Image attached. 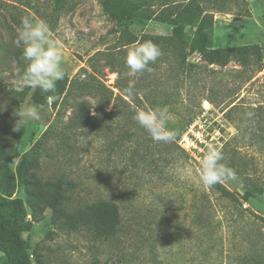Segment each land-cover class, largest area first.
Here are the masks:
<instances>
[{"label": "rangeland", "instance_id": "374dc122", "mask_svg": "<svg viewBox=\"0 0 264 264\" xmlns=\"http://www.w3.org/2000/svg\"><path fill=\"white\" fill-rule=\"evenodd\" d=\"M102 1L67 0L61 5L60 0H0V144L13 151V136L6 133L20 131L19 155L29 154L50 131L41 168L34 172L43 180L64 177L71 181L72 208L100 198L126 197L123 233L102 241L89 231L70 232L54 225L49 209L34 219L26 189L11 180L12 199L24 202L32 223L24 236L35 264H247L243 255L252 257L264 246V228L259 235L255 227L241 222L237 205L213 198L222 218L211 239L202 234L211 228L212 212L205 210L204 223L195 221L189 205L192 191L203 190L199 166L208 143L225 150L224 156L235 154L241 173L223 182L231 191L243 194V179L248 176L264 188V71L244 68L236 61L224 67L210 66L198 53L189 54L188 45L175 43L149 65L152 71L129 76L126 52L138 44L130 43L143 35L171 36L173 27L137 18L112 20L103 11ZM189 3L195 13L213 15L214 48L258 45L264 58V0H152L156 10ZM24 16L47 21L53 39L62 42L66 75L59 82L67 81L71 94L57 108L41 105V120L16 131L15 110L32 104L35 91L27 87L19 93L14 90L18 73L26 66L22 46L15 43ZM184 31L194 33L191 27ZM183 58L195 66L186 81L179 80L183 76L177 73ZM118 72L123 74L122 81L140 85L147 98L155 101V108L169 110L168 126L178 134L168 143L173 150L166 149L165 157L157 141L134 119L110 118L113 107L100 103L102 96L96 98L92 89L84 90L99 81L119 94ZM81 101L88 103L90 114L72 133L67 125L74 121ZM143 107L153 108L151 104ZM249 112L251 118L246 115ZM128 130L135 135L133 140L122 145V150H114L115 135ZM149 140L153 152L146 156ZM15 170L16 164H9L10 176H15ZM7 187L0 182V197L9 200L4 192ZM161 193L176 195L178 212L172 222L160 220V227L153 202ZM179 202L186 203L183 216ZM244 208L264 218V195ZM244 238L248 241L242 248ZM2 260L0 253V264Z\"/></svg>", "mask_w": 264, "mask_h": 264}, {"label": "trees", "instance_id": "16d2710c", "mask_svg": "<svg viewBox=\"0 0 264 264\" xmlns=\"http://www.w3.org/2000/svg\"><path fill=\"white\" fill-rule=\"evenodd\" d=\"M67 0H60V4L64 5ZM152 0H103V11L112 20L119 22H131L135 18L144 21H156L161 24H166L173 27L171 36L158 35H143L141 40L132 41L130 44L142 43L144 41H152L157 44L161 51L165 53L167 47L178 43L188 45L189 54L198 53L201 60L212 66H227L232 61L238 62L244 68H251L257 72L264 71V58L262 51L258 45H238L227 48H214V18L213 15L202 12L195 13L191 8V3L188 5H176L174 7H165L163 9H153ZM186 27H191L194 30L192 35H188L184 30ZM195 67L193 64H186V58H183L181 64H178L177 73L183 76L181 81H186L189 69ZM118 85L116 89L120 92L115 94L110 91L103 83L96 81L95 83L87 84L84 90L92 89L94 96L101 99L99 102L104 105H111L112 112L110 118L127 117L133 120L134 114L140 107L145 104H151L155 108V101L148 99V95L144 89L137 84H134V97H128L124 93L129 85V82L122 81L123 74L118 72ZM67 81L64 83L58 82L56 95L58 99L52 103L53 108H57L61 99H67L71 94L69 89L67 92ZM66 92V94H65ZM46 95L41 94L37 88L32 93L31 103L38 106L47 105ZM65 95V96H64ZM77 114L74 121L67 125V129L72 133L77 131L85 124L87 117L90 114L89 105L86 101L78 103ZM7 135L13 136L15 145L13 151L0 144V182L8 186L4 192L7 199L0 197V253L3 255L1 264H35L27 240L24 234L32 227V223L27 218L24 202L21 199H12L15 194V188L11 185V180L17 182V186L24 187L27 193V202L32 211L34 219L42 215L46 210L52 211V223L63 230L70 232L86 230L91 232L97 239L102 241H110L111 239L119 238L123 233V200L126 198H100L94 202H86L71 207L72 196L69 194L70 188H73L71 181H67L64 177L56 180H43L34 171L40 170V160L46 150L51 132L44 134V137L36 144L29 154L19 155L18 146L21 139V132L7 131ZM132 131L118 132L115 135L113 148L122 150V145L131 142L134 138ZM153 141L147 143V155L153 152ZM161 148V154L166 156V149L173 150L169 142L157 141ZM178 150L183 151L176 143H173ZM168 149V150H169ZM227 149V148H226ZM113 150V151H114ZM225 151V150H224ZM222 151V153L224 152ZM233 156H224V161L228 167L236 172L239 176L241 169ZM9 164H16L15 176H10L7 172ZM243 183L245 190L243 194L231 191L223 182L217 183L214 186L207 187L203 185V190L192 191V202L189 208L193 209L195 221L204 223V212L209 210L212 212L211 228L205 231L202 236L213 238L216 233L218 224L221 223L222 215L216 209L213 198L216 201H226L229 204L237 205L240 214V220L246 226L255 227L259 231L264 228V218L259 217L255 213L248 212L244 208V204L251 202L257 196L264 195V188L259 186L257 182L250 176L244 177ZM16 186V185H15ZM176 195L161 193L154 196L153 206H157L156 216L164 222H172L175 218L176 204L178 203ZM182 196V195H180ZM177 202V203H176ZM181 203V202H179ZM179 212L185 211L186 203L182 202ZM151 210V209H150ZM183 212L180 216H183ZM238 214V215H239ZM203 220V221H202ZM257 225V227H256ZM148 226V225H147ZM207 225H203L205 229ZM149 228V227H148ZM151 229V227H150ZM135 236V235H134ZM141 234L137 235V237ZM241 238V237H240ZM147 242V238L145 239ZM242 248L248 240L241 239ZM244 261L247 264H264V246L261 247L254 256L249 257L243 255Z\"/></svg>", "mask_w": 264, "mask_h": 264}, {"label": "clouds", "instance_id": "9594fccd", "mask_svg": "<svg viewBox=\"0 0 264 264\" xmlns=\"http://www.w3.org/2000/svg\"><path fill=\"white\" fill-rule=\"evenodd\" d=\"M15 43L22 46V56L26 66L18 73L15 91L23 92L27 88L39 89L46 95L49 105L58 97L57 83L65 78L66 72L62 67L63 44L59 39H53V33L47 21L31 16L21 18ZM162 55L160 47L152 41H144L130 46L126 52L125 65L129 76H136L144 71H152L150 64L155 63ZM128 97L136 95L134 82L130 81L124 89ZM40 107L36 104L19 105L14 115L18 118L15 130L19 131L24 124L41 120ZM251 118L253 113H246ZM171 114L167 107H143L137 110L133 119L143 128L154 141L171 142L177 136L175 129L169 128ZM224 154L214 144L208 143L204 149L199 166V179L204 186L211 187L227 180H235L236 172L227 166Z\"/></svg>", "mask_w": 264, "mask_h": 264}]
</instances>
